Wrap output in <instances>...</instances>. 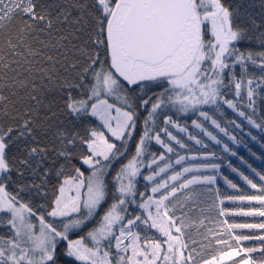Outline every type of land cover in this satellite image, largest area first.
Segmentation results:
<instances>
[{
  "label": "snow or ice",
  "instance_id": "obj_1",
  "mask_svg": "<svg viewBox=\"0 0 264 264\" xmlns=\"http://www.w3.org/2000/svg\"><path fill=\"white\" fill-rule=\"evenodd\" d=\"M50 94L57 101L46 102ZM257 97L264 99V18L258 23L244 0H0V116L12 121L0 124V227L11 233L0 235V264H264V221L228 219L264 218V173L247 165L258 188L230 161L258 194L211 187L220 177L238 190L216 153L180 154L190 146L171 129L207 145L167 113L197 112L239 144L202 107L226 105L241 119L229 124L264 132V116L254 119ZM153 142L163 151H152ZM222 150L237 156L228 143ZM138 178L151 183V195ZM198 186L214 192L224 218L200 251L189 229L204 221L184 203L195 202ZM33 193L43 203L25 199ZM236 201L249 202L247 210L225 207ZM245 229L260 231H238Z\"/></svg>",
  "mask_w": 264,
  "mask_h": 264
},
{
  "label": "trees",
  "instance_id": "obj_2",
  "mask_svg": "<svg viewBox=\"0 0 264 264\" xmlns=\"http://www.w3.org/2000/svg\"><path fill=\"white\" fill-rule=\"evenodd\" d=\"M226 3L232 4L235 3V0H225ZM244 3L247 4L248 9L250 10L251 14L255 16L257 22L259 23L262 18H264V8L261 7L262 4H264V0H244ZM255 44H242V49L247 48H255ZM54 54V53H52ZM61 73H63V69H60ZM258 71V70H256ZM239 72V69L237 68V73ZM224 91L227 93V98L231 99L233 98V92L229 89H224ZM57 97L54 94H50L46 98V102H55L57 101ZM257 103H256V109H257V115L254 117V119H257L259 121L260 116H264V99H261L260 97H257ZM18 103L23 104L24 101H18ZM202 110L208 111L209 115L212 116L214 119H217L219 123H221L222 126H225L229 129V132L237 137V140L240 142L239 144L234 143L230 140H228L227 137H225L222 133H219L217 129H215L213 126H211L210 121H203L202 118L198 116L197 112H192L189 115H182L175 109L169 108L167 110V113L169 115H172L173 119L177 121L178 124H180L182 127H187L189 133H192L193 135H197V138L202 139L204 143L207 145V148H204L202 145H196L194 141L187 140V134L186 133H179L177 129H171L175 135L178 136V138H182L186 144L190 146L191 151H185L180 150V154L183 155H198V156H204L208 155L209 153H216L217 159L216 162L222 163L221 168V175L227 176L229 179H231L234 183L238 185L237 189H231L228 188L227 185L224 183V180L220 177H218V183L217 185L211 186L213 188H219L221 193H226L230 195H238L241 193L246 194H258L256 189H252L250 185H248L245 181H243L239 175L236 173H233L230 168H228V163L231 161L232 165L234 167H237L240 171L244 172L245 175H247L250 179L253 180L254 183H257L258 188L261 185V181L259 180V177L256 176L251 169L247 165H251L252 168L256 169L257 172L264 173V132H261L259 129L254 128L247 124L246 121H244L241 124V128H235L233 125L229 124V120H235L237 123H241V119L237 117L236 113H234L231 109H228L226 105L222 106L221 111L217 112L215 111L214 106L209 107L206 106ZM43 111V110H42ZM250 111V110H249ZM163 117H161L162 119ZM192 120H197L198 122H201L204 124L205 127H207L210 131H213V134L217 135L219 139L222 140L221 145H216L214 141H211L209 138L202 136L199 134V129H196L194 125L192 124ZM12 123L10 117L0 116V124H7ZM255 136L256 139L253 140L251 137ZM50 142V141H49ZM223 143H228L232 150L237 152L236 157H232L230 153L223 152ZM152 151L161 152L163 149H161L158 145H155L153 142V147L151 149ZM16 153V149H12V154L14 155ZM171 155V154H169ZM240 157L243 158L244 161L247 163H241ZM175 159V157H172ZM62 161L57 162V166ZM51 163V160L49 161ZM180 166H175V170H179ZM149 174L148 171H145V175ZM172 171L170 170L168 175H171ZM162 177L164 174L161 175ZM14 175V179H15ZM166 178V177H165ZM31 177L26 176L25 182H31ZM140 180V183L138 184V189L140 192H144L146 195H151V183L148 181H144L142 178H138ZM157 179H160L159 177ZM38 182V181H37ZM55 178L53 176L52 178V184H55ZM171 183V182H170ZM147 185V187H146ZM52 185H49V191L51 192ZM202 189V191L197 195L195 198V202H184L182 194L178 193L177 197L184 203H188L191 205L192 208L195 209V211L191 214L195 219L197 220H203L204 226L203 227H194L189 229V239H195L198 244L195 245L197 247V250L200 251L201 245H207L208 240L211 239V236L209 235V229H216L218 227L217 221L224 219L223 217H218L216 209L213 208V200H214V192H207L204 189H206L208 186H198ZM12 190V189H10ZM25 199H31L33 204H41L43 203V200L36 196L35 193H33L31 196H25ZM111 202V201H109ZM255 204V202H252ZM249 205V202L245 201L241 205V202L236 201L233 202H226L225 207L235 208L237 206H243L245 210H247ZM257 207L259 205H256ZM132 208H135V205L131 206ZM131 210V209H130ZM186 210V209H185ZM103 211V210H102ZM137 214H139L140 209H136ZM177 215H180V212H177ZM230 222L235 221L237 223H258L264 221V218L261 217H229L228 218ZM152 232H155V230H151ZM238 231H244L246 233L253 232V233H259L260 230H238ZM11 233L7 231L5 227H0V235H10ZM208 237V239H205V237ZM246 246L249 247H259V241L255 240H249L244 242ZM215 244L213 242L211 247H204L203 253L205 256H210L213 254V251L215 249ZM254 255H259V253H256Z\"/></svg>",
  "mask_w": 264,
  "mask_h": 264
},
{
  "label": "rangeland",
  "instance_id": "obj_3",
  "mask_svg": "<svg viewBox=\"0 0 264 264\" xmlns=\"http://www.w3.org/2000/svg\"><path fill=\"white\" fill-rule=\"evenodd\" d=\"M206 106H203L202 107V109L203 108H205ZM179 112V111H178ZM193 111H189V112H187V113H183V112H179V113H181L182 115H189V114H191ZM162 175V174H161Z\"/></svg>",
  "mask_w": 264,
  "mask_h": 264
}]
</instances>
